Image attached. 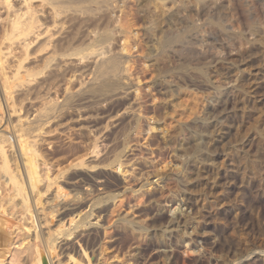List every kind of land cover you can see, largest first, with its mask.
<instances>
[{
  "label": "bare ground",
  "instance_id": "6f19581e",
  "mask_svg": "<svg viewBox=\"0 0 264 264\" xmlns=\"http://www.w3.org/2000/svg\"><path fill=\"white\" fill-rule=\"evenodd\" d=\"M127 1L0 0V93L4 100L0 101V264H7L11 253L8 238L13 232H28L21 235L18 246L31 237L30 245L24 246L27 254L21 257L19 251L13 261L21 258L30 264H49L46 251L50 247L53 250L59 238L77 232L78 241L96 232L101 214L92 211L102 209V204L124 191L145 195L146 202L134 207L147 209L154 193L146 185L162 181L166 163L173 166L181 185V194L167 209V223L158 233L163 251H169L164 233L183 236L199 215V211H195L198 215L193 211L195 207L198 210L199 202L204 206L222 203L231 193L233 174L242 179L248 172L256 173L254 160L240 158V153L236 157L229 151L224 153L223 148L217 152L215 148L223 145L224 136L221 130L214 133L217 122H209L210 107L202 108L198 95L187 99L190 102L186 106L181 104L183 94L190 95L196 86L210 85L208 70L212 63L213 68L220 69L226 60L227 29L240 27L234 24L232 0H137L144 48L135 41L128 43L126 29L120 25V9ZM64 12L65 17L60 18ZM226 13L232 18H227L228 22ZM247 14L244 24L251 35L258 28L264 29L262 20V24L257 20L261 25L257 23L259 27L255 28L256 21ZM202 35L219 39L221 51L212 42L204 43L207 38L200 39ZM243 41L239 37V44ZM202 43L207 45L206 50L199 51L197 45ZM138 50L144 52L154 73L151 88L144 89H150L145 97L138 89L139 69L135 72L130 64ZM233 81L237 95H243L233 114L239 112L238 120L242 121L244 114L256 111L252 125H257V115L264 107L263 97L258 95L262 86L257 88L238 77ZM257 81L259 85L261 80ZM10 100L16 105L12 106ZM107 103L114 114L105 116L101 129L95 126L94 116L80 114L84 106L93 110ZM226 123L232 125H226L228 129L235 125L230 119ZM235 126L236 132H241L242 126ZM171 129H184L188 136L167 137ZM141 135L145 136L143 142L138 139ZM130 182L134 184L131 187ZM78 188L88 192L81 194ZM88 206L90 212L83 213ZM233 212L235 219L237 209ZM92 214L94 222L87 220ZM139 215L124 211L117 217L121 230L138 239L148 229L145 219L149 217L145 214L147 218L142 219ZM227 240L220 245L226 248ZM241 240L235 242L240 245ZM86 264L100 262L97 258Z\"/></svg>",
  "mask_w": 264,
  "mask_h": 264
},
{
  "label": "rangeland",
  "instance_id": "374dc122",
  "mask_svg": "<svg viewBox=\"0 0 264 264\" xmlns=\"http://www.w3.org/2000/svg\"><path fill=\"white\" fill-rule=\"evenodd\" d=\"M227 1H230V0H227ZM237 1L238 0H232V3L231 1L230 3L235 8V11H233L234 13L233 16L235 19L234 24L240 27L234 26L235 28L233 29L232 27L228 25V23H226V25L230 27V28L228 27L229 29L227 30H230L231 33L229 31H227L226 33V49H225L226 60L222 63L223 66L220 69L218 68L215 69L213 68V66H211L214 64L212 63L210 65L211 67L209 66V70H208L210 71L209 76L211 77L210 85L206 86V88H204L205 87L204 85L202 86L200 85L201 87L196 86L197 88L195 87L193 89V92H191L190 95L183 96L184 95L183 94L182 97L184 98V100H182L183 98L181 99L182 100L181 104H183L182 107L186 106L190 102L188 100L198 95L197 97L199 99L200 106L201 107L203 106L202 108L210 107L209 113H211L212 115L210 116L212 120H210L209 118L210 120L209 122L211 123L217 122L216 127L212 128V129L215 128L214 133L219 132L221 130V136H224L223 137L224 139L222 141L223 145L221 144L220 146H217V148H215L217 152L221 151V149L223 148L222 151H224V153L225 151H229V153L233 154L234 156L236 153H237L236 156L240 153L241 154V156H239L240 158L244 159L246 157L245 160H250V159L254 160L255 162L254 170L256 171V173L251 172V174H249L250 172H248L249 171L248 170L247 171L248 173H246L247 175H245V177H243L242 179H240L239 175L238 177L237 174H233V177H232L233 184L231 186V191H230L231 193L229 194L227 199L225 196V199L222 202L223 204L222 203L218 205L215 204L214 206V204L212 203H206L207 202L206 200V202H204L206 203V205L204 206L202 204L203 202L202 203L199 202L197 204L198 210H195L196 207L193 210L194 213H196L197 215L199 213L198 216H196V214L193 213L194 217L196 216L197 220L199 218L200 220V221L198 220L199 223L196 222V218H195V221L193 220V222L190 224L191 228L187 227L185 229V234H183V236L181 235L178 236L176 232H169L168 234L164 233L163 241H164L165 247L169 250L165 252L163 251L164 247L160 246L162 244V239L158 233H160L159 230L160 231L161 229L163 230L164 225H166L165 223H167L166 221H167V218L169 217V214H168L169 211H167V209L174 203L176 197L178 199L179 194H181L180 192L181 185L179 182L176 181V177H175L176 171L173 170V166H170L171 165L170 163H166V165L164 166V170H163V173L166 171L165 172L166 174L164 173L165 179L163 178L162 181H160L157 185L153 184L155 188H153V185H146V188H150L149 190L154 193V199H152L151 200L152 202L148 204L147 209L139 210L141 208L140 206H139L140 207L139 209L134 207L137 205L142 206L144 202H146L145 195L144 196L142 194L134 195L132 191L129 189L124 191L123 194H121L114 200H110L102 204L100 206L102 209H99V210L94 209L92 211V213H96V214L100 211V214H101V215L99 214L100 216L98 220L100 227L97 229L96 232L93 233L92 231L91 234L83 237L82 240L80 239L78 241H77V235H76L77 232H71L72 234H70L69 232L68 235H64L61 238H59L57 240L58 242L54 244L55 247L53 246L54 249L52 250V248L50 247L49 250L46 251V254H47L46 258L48 259L49 264H74V263L78 264L79 262H81V264H86L87 261H89L90 259L93 260L97 258L100 264H117L118 262L122 264H149V263H154V264H162V263L164 264L166 263L167 264H264V257H263L264 256V107H261L262 114L257 115L258 117L259 116L260 117L257 120V123H256L257 125H254V126L252 124H254L253 122L256 121L254 120L256 119V113H255L256 111L246 113L248 116L244 114L245 117L243 115L242 118H244V120L242 121L243 122L245 121L244 122L245 124L242 123V121H239L241 120V114H238L239 112L236 111V113L233 114L234 109L236 108L235 106H237V104L242 100V96H243L241 95V97H239V95H237L238 89L237 87H235V83L233 81V79H235L236 77L241 79L242 82L246 80L245 83H247L248 81L250 82L251 79H253L254 81L252 80L251 83H253L254 86H257V88L262 86L261 87L262 89L259 88L260 90H259L258 95L263 97V100H264V93L261 94L262 92H264V88H263L264 87V34H263L264 29H262L261 30L262 32H261L258 28V30L256 29L257 33L253 32L255 34L251 35L252 31L250 30L251 31L250 33L248 31L249 29H247L244 24L245 17H247L245 15L247 13H248L247 14L248 17L250 15V17L252 18L251 19L252 21H253V18H254V22L256 21L255 23H253L256 26L252 24L255 28L259 27V25H261L262 22L264 23V2L260 0H246V1L243 0V2H240V3L241 4H244V2L246 3L244 5H240L239 2L237 3ZM247 1L249 5L247 4ZM36 3H37V0H36ZM244 6L245 8L247 7L245 10V13L248 10L246 14L244 13V10H242ZM122 8L120 9V13H119L120 14L119 18L121 19L119 20V22L121 21L120 22L121 24L120 23L119 24L124 26V27L122 26L123 29H126L124 31L126 32V38H128L127 39L128 43L129 42L132 43V41H135L143 47L144 43L142 42L143 41L142 22H141V18L139 14L137 13V0L127 1V4ZM62 15L60 16V18H64L66 15V12H64ZM226 16H227L226 22H228L227 18H231V17L227 13H226ZM257 20H260L259 22H261L262 20L261 24H259ZM201 37L200 39L207 38L206 40H203L204 43L205 41L212 42L213 44L211 45L213 46L215 44L216 48L215 47L214 48L219 49L221 51L220 49L221 45H220L219 39L215 38L216 40H214V38H209L203 35ZM239 37L240 38L242 37L244 40L242 45L239 44L238 42ZM229 40L231 41L229 42ZM202 45L200 44L199 46L197 45V48L199 51H201V49L206 50L207 45H204L203 43ZM219 50L217 51L215 50V51L219 53L220 52ZM137 53L133 57L130 58L131 59L130 64L133 66L134 71L139 69L137 72L135 71L136 75H138L137 77L139 78V80L138 78L137 80L138 81L141 80L140 83L138 82L139 83L138 89H139V93L141 92L142 97H143V94L145 97V95H147L150 92L149 91L150 89H146V90L144 89L147 87L151 88L150 82L152 80L151 78H154L153 77L154 73L149 69L147 60L144 57V52L143 54H141L140 50H138ZM143 64L146 66V68L145 66H143ZM255 79L261 80L259 81V85H258V81L257 80L255 81ZM232 81L234 84L232 83ZM210 87H212L213 89ZM233 87L236 90H234ZM147 90L148 92L146 93ZM218 91L220 93H218ZM214 93H216V95H214ZM2 100H3L2 94L0 93V101L2 102ZM213 100L214 101L216 100V101L214 102ZM11 103H12V106L16 105L14 104L15 103L14 100H10V104ZM262 105H264V101ZM84 107L80 108L81 109L80 112H82L80 114H85V115L90 114L92 115L91 116L92 118L94 116L93 119L97 120V123L95 126L99 127L100 129L103 126L104 121L107 119L106 117L112 116L114 114L113 113L114 111H112V106L109 103L104 105V107L103 105H101L99 109L94 108L93 109L94 111L92 110V108H87L86 106ZM84 109H86L87 111L86 110L84 111ZM88 109L89 110L91 109V110L88 111ZM108 111L109 112L111 111L110 112L111 114ZM214 111L216 112V114ZM257 114H260V113H257ZM218 119L219 121L223 122V124H221V122H219ZM229 119L231 120L232 124L242 126L241 128L242 130L240 129L241 132L240 131L236 132L235 125H233L232 127V129L234 128V130H232L231 128L228 129L229 127L232 126V125L229 126V124L226 123L229 121ZM238 122H241L242 124ZM248 122L249 123L251 122L250 125H248L249 124ZM226 125H228L229 127H227ZM248 126L249 127L251 126V127L249 128ZM244 127L246 128V130ZM244 130L246 131V133L242 132ZM179 131L180 133H178ZM179 131L176 132L175 130L171 129V132L169 130L167 137L168 135L169 136L174 135L173 137H177V138L179 136L181 138H186V136H188L187 131H185L184 129L179 130ZM242 134H245V135H242ZM142 137L144 139L145 136L141 135V137H139L138 139L143 142L144 140L141 139ZM180 137L179 139H181ZM146 140L147 139H145V141ZM103 142H106V141L103 140ZM145 143H147V141ZM168 174L170 176H168ZM252 174H255V175H252ZM115 178L118 181H121V178H119L117 175ZM133 185L134 184L130 182V187ZM153 189L155 190L153 191ZM78 191H81V194L84 193V195L86 192H88L85 190L83 191L82 188H78ZM206 199L210 200L211 198H209L208 196ZM193 200L194 199H192V202ZM87 201H88V198L85 197L84 204H86ZM234 209H237V213H238L237 214L238 217H236L235 219L233 215ZM90 210H91V207L89 206L85 207V209L83 210V213L84 211L85 213L87 212L89 213ZM124 211L128 212V214L132 213L137 216L139 215V213L142 212V215L141 214L139 215V217H141L142 219L147 218L149 216L148 219L150 220L145 219L148 221V229L143 233L140 239H138L136 235H131V233L128 230L126 231L124 229L121 230V228L123 227H121L122 225L118 223L117 217L118 215L120 216L121 214H123ZM195 211L197 212L199 211V212L197 213ZM212 212L214 213L217 212V213L214 214ZM145 214H148L147 217ZM93 216L94 214H92V216H89L87 220H90L92 222H94V220L96 221V219H92ZM149 221H152V222L150 223ZM151 224H152V227H151ZM47 227H50L49 224ZM22 234L23 236H25V235H28V232H26L25 230H23V232L21 231V233L13 232L11 236L8 238V244L11 243L10 244L11 253L6 258L7 264H30V261H26L21 258L18 260V262L15 261L16 259L13 261V258H15V255L19 251L21 253H19L18 255L23 254L21 257H23L24 254L25 255L27 254L26 252L27 247L25 248L24 246L28 244L30 245L29 242H30L31 237L29 236L26 238L24 242L25 245H23L22 243L21 244L22 246L21 245L18 246V244L20 243L19 241L21 240L19 238L23 237L21 236ZM187 235H189L190 237L187 238ZM231 238L233 239L230 240ZM238 238H242L241 240L242 243L240 245L235 242V240H237ZM225 239L226 240L228 239L227 244L229 241L230 247H228L229 245H227L226 248L221 246L222 243L225 242ZM232 241L233 243L235 242L237 245L235 243L233 244ZM220 242H221V245H220ZM91 250H93L95 258L93 257V252ZM23 251L24 253H22Z\"/></svg>",
  "mask_w": 264,
  "mask_h": 264
}]
</instances>
